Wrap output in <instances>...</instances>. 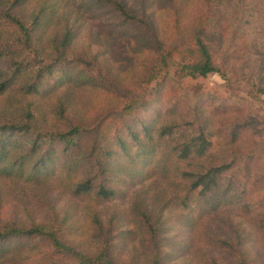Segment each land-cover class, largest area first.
<instances>
[{
	"label": "trees",
	"instance_id": "obj_1",
	"mask_svg": "<svg viewBox=\"0 0 264 264\" xmlns=\"http://www.w3.org/2000/svg\"><path fill=\"white\" fill-rule=\"evenodd\" d=\"M25 2L0 0V99L14 90L26 97L41 93L55 97L50 117L36 116L34 105L22 100L2 106L0 176L34 184L62 176L74 196H90L103 203L119 194L114 183L133 182L141 176V169L161 171L176 175L167 188L182 192L176 193L180 209L189 210L191 202L201 201L205 210L215 211L232 198H243L240 209L257 210L258 204L247 200L257 179L250 167L264 158V114L261 133L253 134L255 147L244 152L229 150L212 139L207 114L211 110L206 102L211 101L214 109H228L231 102L239 101L248 111L251 102L264 95V0H203L182 46H168L160 39L146 6L134 8L126 0H92L95 9L107 8L120 17L115 31L123 36L136 32L150 50L143 76L134 86L121 84L106 73L101 61L72 49L73 30L53 27L52 16L58 8L42 2L25 18L19 13ZM210 74L222 79L225 97L203 87L200 80ZM76 75L118 99L96 126L89 127L70 115V86ZM248 127L255 133L258 129ZM239 137L232 132L230 141ZM167 205L160 206L158 215L154 204L146 200L133 205L148 237L144 251L149 264H163L168 256L163 251L167 230L161 213ZM258 216L253 220L257 228L264 229V214ZM54 220L25 228L0 219V247L13 239L18 244L32 242V250L43 253L36 264H130L118 256L110 237L90 253L69 242L63 236V221ZM237 246L234 264H250Z\"/></svg>",
	"mask_w": 264,
	"mask_h": 264
},
{
	"label": "rangeland",
	"instance_id": "obj_2",
	"mask_svg": "<svg viewBox=\"0 0 264 264\" xmlns=\"http://www.w3.org/2000/svg\"><path fill=\"white\" fill-rule=\"evenodd\" d=\"M91 1L26 0L19 13L28 18L42 2L55 10L58 8L52 16L53 27L62 31L68 26L73 30L72 49L101 61L100 65L107 68L106 73H112L121 84L134 86L143 76L150 50L142 44L143 40H140L136 32L123 36L115 31L114 27L120 22V17L107 8L95 9ZM126 1L134 8L146 6L160 39L168 46H182L186 43L204 5L203 0ZM47 35H52L51 29ZM74 77L70 86L73 105L70 115L89 127L96 126L102 115L114 109L118 99L111 91L92 85L87 79L78 78L77 75ZM200 81L215 96H226L223 81L218 75L210 74ZM54 97L44 93L26 97L14 90L0 99V109L5 104H17L22 100L25 104L34 105L36 116L50 117ZM206 104L211 110L207 114L214 141L219 140L229 150L244 152L255 147L257 141L254 135L261 133L259 130L263 128L264 95L251 102L248 111H244L239 101L231 102L228 109L216 106L214 109L211 101ZM249 124L258 126L256 133L248 127ZM241 128L245 130L241 131ZM232 132L240 135L238 141L236 138L230 141ZM257 160L250 167L252 176L257 178L252 186L256 192L252 190L247 202L257 203L258 208L250 213L240 209L246 200L243 198L242 201L232 198L215 211L209 208L205 210L201 201L191 202L189 210L180 209L176 195L182 192L167 188L176 175H162L161 171L149 173L141 169V176L133 182L114 183L119 194L103 203H97L94 199L92 201L90 196H74L67 191L62 176L45 178L34 184L17 180L14 176L1 175L0 219L18 223L25 228L33 224L46 225L53 219L56 223L63 221V236L80 248L94 253L110 237L122 261L149 264L144 251L148 237L144 227L139 224L142 217L137 215L133 205L146 200L147 204H154L152 209L158 215L160 206L167 202V208L161 211L167 230L162 238L163 251L168 255L163 264H204L213 260L215 264H234L239 251L237 244L246 253L250 264H264V229L257 228L258 224L253 220V217L258 218L259 214H264V158ZM81 173L83 176V169ZM184 221L187 223L183 225ZM33 248L32 242L18 244L13 239L6 246L0 247V264H36L41 261L43 253L39 255Z\"/></svg>",
	"mask_w": 264,
	"mask_h": 264
}]
</instances>
